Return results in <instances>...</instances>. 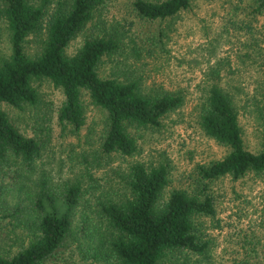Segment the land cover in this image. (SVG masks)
I'll return each instance as SVG.
<instances>
[{
	"label": "trees",
	"instance_id": "16d2710c",
	"mask_svg": "<svg viewBox=\"0 0 264 264\" xmlns=\"http://www.w3.org/2000/svg\"><path fill=\"white\" fill-rule=\"evenodd\" d=\"M108 1L0 0V18L10 40L9 54L0 59V264H59L77 242L87 244L86 251H93L96 260L118 264H205L214 241L206 222L222 226L212 183L224 176L264 172V99L258 107L262 142L251 150L244 141L238 104L219 84V69L205 80L199 124L227 152L197 166L196 185L170 186L165 163L132 159L139 146L131 128L160 126L182 106L184 94L162 86L145 91L134 75L100 73L107 56L141 54L134 39H127L135 20L106 16L109 20L94 26ZM193 1L126 0V5L137 21H162L190 8ZM261 7L264 0H258L255 10ZM79 36L80 43L71 50ZM32 38L37 41L35 51L30 50ZM118 65L123 72L131 69L123 60H117ZM42 79L61 90L58 118L73 131L85 123L83 93L104 111L100 142L92 158L77 165L90 170L118 157L122 164L110 168L115 179L85 186L77 175L58 182L36 171L44 164L39 159L48 140L24 132L6 107L37 105L35 82ZM260 88L264 96V80ZM87 204L95 213L79 214ZM243 233L231 249L241 256L231 264H264V243L259 245L254 233Z\"/></svg>",
	"mask_w": 264,
	"mask_h": 264
},
{
	"label": "rangeland",
	"instance_id": "374dc122",
	"mask_svg": "<svg viewBox=\"0 0 264 264\" xmlns=\"http://www.w3.org/2000/svg\"><path fill=\"white\" fill-rule=\"evenodd\" d=\"M257 4L258 0H194L190 8L176 17L137 21L126 0H109L97 23L94 20L95 27L100 26L99 21L109 20L106 16L121 21L124 18L135 20L127 39L132 37L141 52L139 58L132 54L125 59L123 56L105 57L100 65L101 74L121 78L124 74L134 75L141 80L145 91L162 86L168 90L180 89L184 94L182 106L164 117L160 126L131 128L139 146L132 159L165 163L170 186L196 185L197 166L227 152V148L207 136L199 124V110L206 96L205 80L212 75V70L219 69V84L233 94L238 104L246 146L257 150L261 145L263 126L258 107L264 99L260 88L264 80V7L256 11ZM81 39L79 36L73 41L71 50ZM36 45L37 41L32 38L30 50L35 51ZM9 52V31L0 18V59ZM117 60L131 64V69L123 72L119 65L117 69ZM35 84L40 96L37 105L22 109L7 106L6 109L24 132L48 140L47 149L39 159V163L42 160L44 164L38 163L41 166L36 171H44L58 182L77 175L85 186L115 179L110 168L122 164L118 157L105 167L90 170H80L77 165L86 157L92 158L103 134L104 111L83 93L85 123L80 130L73 131L58 118L63 100L61 90L46 79ZM212 189L222 226L214 228L210 221L206 222L214 241L211 257L205 264H231L241 256L240 251L233 255L231 249L236 248L243 232L254 233L257 236L254 239H260L259 245L264 243V172L247 173L239 178L224 176L212 183ZM88 207V204L82 205L78 213L87 211L93 215L95 208L88 210ZM104 227L102 224L101 230L105 232ZM86 245L74 243L66 249L65 258L59 264H118L112 259L110 262L96 260L93 251H86Z\"/></svg>",
	"mask_w": 264,
	"mask_h": 264
}]
</instances>
